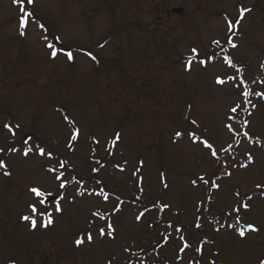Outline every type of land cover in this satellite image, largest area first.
<instances>
[{
	"label": "rangeland",
	"instance_id": "1",
	"mask_svg": "<svg viewBox=\"0 0 264 264\" xmlns=\"http://www.w3.org/2000/svg\"><path fill=\"white\" fill-rule=\"evenodd\" d=\"M241 6L250 11L232 34L237 44L233 49L226 43L230 33L225 17L236 23ZM25 7L33 17L21 35L19 5L0 0V148L6 150L3 159L10 173L0 169V264H261L264 190L256 186L264 185V98L255 93L264 92V0H34L32 5L25 0ZM176 8L183 15L174 13ZM47 43L72 52L75 47L89 49L101 59L91 60L81 51L73 52V61L64 55L52 59ZM193 48L199 53L197 61L213 53L215 61L207 68L194 61L192 70H186ZM225 55L242 73L228 67ZM230 75L249 85L254 108L244 104L234 82H216ZM236 104L242 109L229 121V109ZM65 115L80 129L74 142ZM243 115L248 121L244 129L237 124ZM229 122L238 137L228 132ZM5 123L20 125L15 138ZM192 130L209 139L226 164L193 143L187 135ZM177 131L185 135L176 138ZM117 132L120 140L113 147ZM29 134V142L52 150L54 160L7 152L13 143L22 147ZM69 143L74 150L68 149ZM229 144L231 153L220 151ZM248 153L254 163L232 167V157L246 163ZM65 158L70 183L63 212H53L54 223L47 228L38 219L33 229L22 219L34 199L29 188L56 192L58 182L46 169ZM217 174L222 177L216 181L218 190L209 191L197 179H215ZM73 177L81 185L71 182ZM100 188L109 193L107 202L76 194ZM249 195L240 221L259 231L240 237L228 225L237 215L232 209ZM157 202L170 208L159 213L152 208ZM146 206L151 210L137 221ZM116 207L115 239L100 238L94 225L93 242L76 245L93 212L106 214ZM169 231L165 244L161 233ZM180 235L190 244L183 252ZM200 245L202 255L196 251Z\"/></svg>",
	"mask_w": 264,
	"mask_h": 264
},
{
	"label": "snow or ice",
	"instance_id": "2",
	"mask_svg": "<svg viewBox=\"0 0 264 264\" xmlns=\"http://www.w3.org/2000/svg\"><path fill=\"white\" fill-rule=\"evenodd\" d=\"M13 2L17 5H19V12L21 13V15L19 16V26H20V34L21 35H25V29H27L28 25H29V21L30 18L33 17V13L31 11L26 10L25 7V0H13ZM34 3V0H27V4L28 5H32ZM250 11V9H246L243 6L240 7L239 9V18L236 21V23H234L231 19H228L227 17H225L226 19V23H227V29H228V33H230V35L227 36V40L226 43L228 45H230L233 49H235L237 47V44L233 42V35L235 29L237 28V25L239 24L240 21L243 20L244 15L246 14V12ZM39 27L41 29H44V25L40 24ZM43 39L47 42L48 41V36H44ZM55 39L57 41H59V37H55ZM214 44H216L218 47H221V42L219 40L213 41ZM103 45H101L102 47ZM47 47L49 49H51L50 52V56L52 59H56L58 58L59 55H64L67 57V59L69 61H73L75 59L74 53L71 50H65L63 47H57L55 44L53 43H47ZM221 50L223 51L224 49L221 47ZM191 52L193 53L192 56H189V58L187 59L186 62V70L191 71L192 70V66H193V62L196 61L198 62L201 66L207 68L208 64L210 62H214L216 59L215 53L209 55L207 58L205 59H199L197 61V57L199 55L198 50L193 48L191 50ZM85 55L89 56L92 60H96V56H94L91 52H87L85 53ZM223 61L228 65V67L236 69L237 73H242V69H237L236 64L233 62L232 58L230 56L225 55L223 57ZM229 81L234 82V87H236L237 89H241L240 90V96L242 97L244 104L245 105H251V101L248 99L251 95H253V93L249 90V86L243 81L242 78H238V75H230L227 76V78H221V77H217V83L224 85L226 83H228ZM255 95L264 98V92H257L255 93ZM253 108L255 107V105H251ZM242 109V105L241 104H236L233 107H231L229 109L230 115L227 117V119L229 121H234L236 119V113L238 112V110ZM249 115H251V112H249ZM65 120L67 121V123L69 125H71L73 127V133L70 137V141H76L80 135V129L78 127H75V121L70 119L67 115H65ZM193 126L198 127L197 125V121L196 120H191L190 122ZM248 123L247 120L244 121V125L246 126ZM225 127L227 128L228 132L234 136V137H238L240 135V133L237 131V129L233 128V125L231 122L226 123ZM4 128L11 134V136L13 138L16 137L17 134V130L20 128L19 124H16L15 126H13L10 123H5L4 124ZM183 135H185L184 132L181 131H177L175 133L176 138H180ZM187 135L192 139L193 143H199L200 145H202V147L206 150H208V153L210 155L211 158H214L216 161L220 162L221 165L226 164V161L222 160L220 155L218 154L217 148L214 146V144L212 142L209 141V139H205L202 138L200 135L197 134L196 131L192 130V131H188ZM243 136L244 137H248L249 134L247 131L243 132ZM250 139V138H249ZM31 140V138L29 137L26 140L22 141V147L18 148L15 146V144L13 143L10 147L7 148V152L8 153H16V152H20L22 156L24 157H29L30 154L33 155H39L40 157H44L48 160H54V153L52 150H47L46 148L41 146L40 144H31L29 141ZM120 140V133L117 132L112 140V146L114 147L116 145L117 142H119ZM93 143L94 144H99V140L95 139L93 137ZM68 149L70 151L74 150L72 149V143H69L67 145ZM232 144H229L228 147L224 148L221 147L220 151L222 152H226V153H231L232 151ZM109 155H112L111 149H107ZM5 148H0V169H3V174L4 175H10V173L7 171V164L5 163V160L3 159V154L5 153ZM234 163L232 165V167H241V168H247L250 164L254 163V158L252 156L251 153H248L246 156V163H240L239 161H235V157H232ZM97 164H100V167H104L103 164H101V162L99 160L95 161ZM142 164V162H141ZM58 165V166H57ZM67 166H68V160L65 159H57L55 160L54 164H51L49 167H47V172L50 174H53L55 181L58 182V190L56 192L44 189L40 186H32L29 188V192L31 193V195L34 197V199L27 205L28 208V215H24L22 217V219L24 221L30 222V225L33 229H35L37 227V223H38V219L41 222V226L44 228H47L49 225L54 223L53 220V212L55 213H62L63 212V208H62V201H64V193L66 192V190L69 187V183L70 181L68 179H66L65 177V171L67 170ZM117 168H119V170L123 171L124 169L121 168L119 165H116ZM92 171L94 173L99 172L100 168H93ZM135 175V173H134ZM224 175L231 177L232 172L231 171H226L224 173ZM197 179L203 183L204 185L208 186L209 191H211L212 189H220V184L217 183L216 181L218 179H222V177L217 174L215 179L212 178H205L204 175H199L197 177ZM197 179H193L191 181L192 185L197 186ZM76 183L77 185H81V181L75 179V177H73L72 181ZM165 187H167V184L165 183L164 185ZM258 189H262L264 190V185H257L256 186ZM140 193H143V187L141 186L139 188ZM87 193V195L89 196H98L101 197L105 202H107L109 200V193L106 192L103 188H100L99 191H96L95 189H93L92 191H87V190H78L77 191V195L80 197L85 196V194ZM234 195L239 198L240 197V193L239 191L235 192ZM116 199L119 201L120 204H123L124 202L122 200H120L119 197H116ZM208 201H211V196L207 197ZM252 199L251 195L247 196L244 200L241 201V203L237 206H235L232 211L237 213V215L235 216L234 220L235 222L233 224H229L228 227L230 228H234L236 229V231L238 232L240 237H244L246 235L247 232H257L259 231V229L252 225V224H241L240 221V217H239V213L241 208L247 210L249 208V205L247 203L248 200ZM137 200H139V197H137ZM199 206H202L199 205ZM198 206V207H199ZM152 208H155L158 210L159 213H163L165 212L167 209L170 208V205L168 203H155L152 205ZM151 209L148 208L147 206L144 208V210L139 211V213L136 215V220L140 221L142 218L145 217V214L147 212H149ZM120 208L116 207L114 208L111 212H107L106 214H102L100 211H95L92 213L91 217L89 218L88 222H87V227L84 233H82L80 235V237L75 241L76 245L79 246L83 243H85V240H87L88 243L93 242V226L95 225V230L98 234V236L100 238H104L105 236H108L112 239H115V235L114 233L116 232L115 227L113 226V222H112V216L115 212H119ZM229 215H231V213H229ZM97 220L103 221V225H99L96 223ZM152 225H150L151 227ZM239 226V227H237ZM173 227V225L171 223L168 224V228L171 229ZM196 228H200L201 225L199 223H197L195 225ZM176 231L178 233L183 232V229L181 228H177ZM217 232L220 231L219 228L216 229ZM172 235V233L166 232V233H161V236L164 239V243L166 244L168 242V238ZM180 240L182 241V247L179 249L180 252H183L185 249H188L190 247V244L185 240L183 235H180ZM203 243H208V241H204ZM125 251H130L129 249H125ZM196 251L201 253V255L203 254V247L202 245L198 246L196 248ZM135 255V254H133ZM109 264H111V262H109ZM128 264H131V261L128 262ZM212 264H215V262L213 261ZM261 264H264V261H261Z\"/></svg>",
	"mask_w": 264,
	"mask_h": 264
},
{
	"label": "water",
	"instance_id": "3",
	"mask_svg": "<svg viewBox=\"0 0 264 264\" xmlns=\"http://www.w3.org/2000/svg\"><path fill=\"white\" fill-rule=\"evenodd\" d=\"M175 12L178 13V14H182V10L181 9H177V10H175Z\"/></svg>",
	"mask_w": 264,
	"mask_h": 264
}]
</instances>
